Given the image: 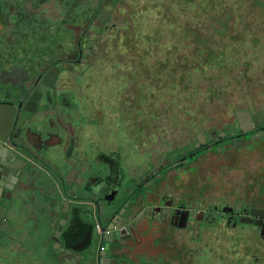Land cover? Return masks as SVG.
<instances>
[{"label":"rangeland","instance_id":"obj_1","mask_svg":"<svg viewBox=\"0 0 264 264\" xmlns=\"http://www.w3.org/2000/svg\"><path fill=\"white\" fill-rule=\"evenodd\" d=\"M122 6L126 15L101 37L78 91L79 103L85 99L78 112L99 126L106 146L118 136L129 166L175 161L193 148L197 132L222 133L247 106V95L264 99V0H126ZM257 139L207 147L188 167L167 168L162 177L197 209L264 206V138ZM203 225L170 238L157 229L140 237L138 228L139 243L130 242L133 264H226L231 258L245 264L249 247L264 258V240L252 225ZM32 243L30 252L14 243L22 264L65 263V250L54 255L52 244L38 237ZM6 251L0 242V264H8Z\"/></svg>","mask_w":264,"mask_h":264},{"label":"flooded vegetation","instance_id":"obj_2","mask_svg":"<svg viewBox=\"0 0 264 264\" xmlns=\"http://www.w3.org/2000/svg\"><path fill=\"white\" fill-rule=\"evenodd\" d=\"M123 1L126 0H0V23L4 25L0 30V55L14 70L4 80L32 87L40 97L38 109L32 114L39 124L37 133L32 134L35 138L31 136L24 142L22 150L44 161L46 150L64 149L73 164L67 177L71 187L68 193L76 203L71 204V216L59 223V249L68 255L64 264H133L135 247L128 242L139 243L137 229L144 228L142 237L154 224L147 202L154 197L150 182L155 177L157 181L165 180L162 173L167 168L176 172L177 168L188 167L203 148L225 141L237 146L248 143L253 135H264V121H261L264 109L255 100L252 101L255 113L250 116L238 114L236 110L234 121L222 130L230 126L224 136L215 130L197 132L193 148L183 150L177 160L165 162L163 159L145 168L141 165L128 175L130 168L122 161L126 145L117 142V136L106 146L105 137L98 132L99 126L92 128L89 115L78 112L80 103L85 102L81 97L79 103L78 91L89 75L99 41H103L104 34L112 33L126 15ZM15 72L19 74L17 77ZM249 109L247 103L241 111ZM199 133L204 134L206 143L200 141ZM50 143L53 146L45 145ZM56 160L62 162L61 156ZM132 195L140 199H131ZM191 202L187 204L182 199L176 212L170 211V219L182 221L183 229L197 226L200 232L205 221L216 225L225 222L232 227H239L241 223L252 225L264 240V206L221 204L197 209ZM250 217L255 222L247 221ZM103 232L106 246L99 251L94 241ZM249 253L245 264H264V258L250 247ZM107 254L108 260L104 257ZM226 264L236 262L231 258Z\"/></svg>","mask_w":264,"mask_h":264},{"label":"crops","instance_id":"obj_3","mask_svg":"<svg viewBox=\"0 0 264 264\" xmlns=\"http://www.w3.org/2000/svg\"><path fill=\"white\" fill-rule=\"evenodd\" d=\"M3 26L4 25L0 23V30ZM13 72L14 70L11 65H8L7 60L3 58V55H0V80L10 78ZM18 75V72L14 73V77ZM258 102L260 105L259 108H261V110L264 109V100L260 99ZM240 110H243V108ZM247 118L248 117H246V119ZM36 133L37 129L33 128L29 134L27 133V136H23L17 139V141L21 142L23 145L31 136L35 138L32 134ZM252 138H264V135L256 134L253 135ZM9 141L10 140L3 144L0 143V158L6 160L8 156L11 157L13 155L12 159L14 162L10 163L6 160L7 164L3 168V171L0 172V184L5 186L3 190L4 194L8 193L7 186L14 188L13 194L16 198L14 202H16V204H14V202L11 204V202L6 201V205L9 206L6 218L10 221V224L0 238L2 246L7 250L6 253H2V262L7 261L8 264H22L20 257L22 254L19 252L18 248L15 247L14 243H21L20 246L30 252L31 250L28 249L27 245L33 244L32 241L36 240V237L39 238L42 245L48 247V244H52L51 252H49L50 254L56 255L58 251L62 254V251L59 249V223L61 221L64 222V219H68L71 216V204L76 203L74 198L70 196L71 194L68 193V189L71 187L67 177L73 166L70 157L65 155L64 149L61 150L52 147L43 152V154L47 156L46 160L40 161L39 159L27 155L22 148L15 147L13 143ZM248 142H250V140ZM57 156H61L62 162L56 160ZM23 160L28 162L27 166H24ZM122 161L124 164L125 159H122ZM8 163H10L11 166H8ZM125 164L127 167L129 166L126 162ZM138 166L139 165H137L136 168ZM129 168L130 171H134V167L129 166ZM10 169L20 172L19 177L17 178L11 172L9 173ZM156 179L157 177L150 182L153 187L152 192L154 197L147 202L149 203L150 215L154 220L153 227L150 229L149 233H155V229H157V231L161 232V235L170 238L175 231L188 230L183 229L184 226L182 221L174 222L173 219H170L172 218L170 211L173 209L176 212V206L183 198L174 194L171 188L168 187L169 183H166L165 180L157 181ZM175 179L180 180L179 178ZM2 185L1 187H3ZM149 194L151 195V193ZM130 198L132 199L134 196L132 195ZM136 199L140 198H134V200ZM40 216H42L43 221L39 223ZM111 218L108 220L107 225H109L112 220ZM107 229L109 230L110 227L107 226ZM143 229L144 228H140L141 231L139 232L143 233ZM25 230L27 232L23 234L22 232H25ZM106 241L107 240L104 239V232L99 233L95 238L94 247H98V250L101 251L103 250V246H106ZM130 242L131 241L128 243L130 244ZM45 253L48 252L46 251ZM105 256L107 258L106 260L110 258L108 254L104 255V257ZM27 258L28 257L24 259L27 260ZM55 259L58 261V258L55 257Z\"/></svg>","mask_w":264,"mask_h":264},{"label":"water","instance_id":"obj_4","mask_svg":"<svg viewBox=\"0 0 264 264\" xmlns=\"http://www.w3.org/2000/svg\"><path fill=\"white\" fill-rule=\"evenodd\" d=\"M39 98L40 97H37L35 92H33L32 87L29 88L25 84H14L6 80H0V143L3 144L10 140L9 142L13 143L15 147H23L22 143L17 141V139L27 136L33 128L39 126V124L35 121V118L32 117V114L38 109ZM247 99L250 109L248 111L238 110V114L245 113L246 115L251 116L253 113H255L251 96L247 95ZM31 106H33V108H31ZM247 117L250 119L249 116ZM261 121H264L263 118H261ZM242 122L243 120H241V123ZM257 124L259 123L257 122ZM229 128L230 126H227L226 130L222 131L221 136H224ZM48 136L50 137L51 135L48 134ZM199 137L201 142H207L204 134L199 133ZM209 138L212 139L213 137L210 135ZM53 143L45 145H52ZM197 146H199V144ZM12 157L13 155L11 157L8 156L6 160L10 163H13L14 160ZM6 160L0 158V172H2L3 168L6 166ZM10 163H8V166H11ZM27 163L28 162L26 160H23L24 166H27ZM10 172L15 177H19L20 172H17L14 169H10L9 173ZM1 185L2 184H0V238L3 236V232L8 229L10 224V221L6 218V213L9 208V206L6 205V201L13 204L14 200L16 199L15 195L13 194V187L7 186L6 188L8 189V193L4 194L3 190L5 189V186L2 185L3 187H1ZM117 194L118 192H116L113 197H115ZM14 204H16V202H14ZM230 210L232 211L233 208L230 207ZM241 221L245 220L242 219ZM247 221L255 222V219L254 217H250Z\"/></svg>","mask_w":264,"mask_h":264},{"label":"trees","instance_id":"obj_5","mask_svg":"<svg viewBox=\"0 0 264 264\" xmlns=\"http://www.w3.org/2000/svg\"><path fill=\"white\" fill-rule=\"evenodd\" d=\"M223 130H224V129H223ZM205 149H206V148H203V149L201 150V152H203Z\"/></svg>","mask_w":264,"mask_h":264}]
</instances>
